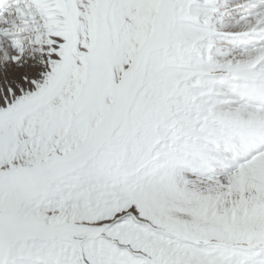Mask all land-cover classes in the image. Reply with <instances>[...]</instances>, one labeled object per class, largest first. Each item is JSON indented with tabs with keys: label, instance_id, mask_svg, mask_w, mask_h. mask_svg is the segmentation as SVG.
<instances>
[{
	"label": "snow or ice",
	"instance_id": "obj_1",
	"mask_svg": "<svg viewBox=\"0 0 264 264\" xmlns=\"http://www.w3.org/2000/svg\"><path fill=\"white\" fill-rule=\"evenodd\" d=\"M0 264H264V0H0Z\"/></svg>",
	"mask_w": 264,
	"mask_h": 264
}]
</instances>
